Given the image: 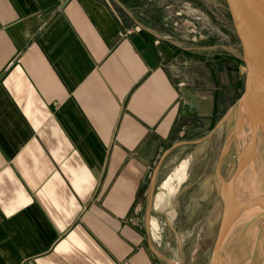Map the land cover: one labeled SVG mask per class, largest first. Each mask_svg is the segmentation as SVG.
<instances>
[{
	"label": "crops",
	"instance_id": "0c3cea01",
	"mask_svg": "<svg viewBox=\"0 0 264 264\" xmlns=\"http://www.w3.org/2000/svg\"><path fill=\"white\" fill-rule=\"evenodd\" d=\"M133 6L0 0V264H199L136 207L215 98L176 80L201 66L164 14Z\"/></svg>",
	"mask_w": 264,
	"mask_h": 264
},
{
	"label": "rangeland",
	"instance_id": "374dc122",
	"mask_svg": "<svg viewBox=\"0 0 264 264\" xmlns=\"http://www.w3.org/2000/svg\"><path fill=\"white\" fill-rule=\"evenodd\" d=\"M131 5L141 23L144 8L150 19L156 18L154 11L157 17L164 14L158 23L165 34L189 46L185 57L190 61L194 51L192 61L201 66L198 82L195 75L191 81L186 71L184 77L175 72L176 80L184 79L186 87L194 83L201 90L208 88L215 98L214 116L203 113L207 106L201 107L199 123L188 133L193 139L185 138L163 155L160 168L161 156L155 158L151 202L137 204L138 217L160 228L170 256L210 264L226 203L225 185L233 180L248 136L239 130L247 123L238 105L245 82L240 44L224 0H131ZM228 29L232 37L224 39L221 34ZM239 182L241 199L234 200L237 205L223 241L221 263L264 264V134L260 130Z\"/></svg>",
	"mask_w": 264,
	"mask_h": 264
},
{
	"label": "water",
	"instance_id": "95a60500",
	"mask_svg": "<svg viewBox=\"0 0 264 264\" xmlns=\"http://www.w3.org/2000/svg\"><path fill=\"white\" fill-rule=\"evenodd\" d=\"M240 44L241 59L245 66L244 90L238 105L252 122V139L258 131L264 134V114L258 109L264 106V0H224ZM243 152L240 155L230 186L237 185L245 166ZM231 189V190H232ZM225 203L223 216L217 231L214 252L210 264L223 261L222 247L232 214V200Z\"/></svg>",
	"mask_w": 264,
	"mask_h": 264
},
{
	"label": "bare ground",
	"instance_id": "6f19581e",
	"mask_svg": "<svg viewBox=\"0 0 264 264\" xmlns=\"http://www.w3.org/2000/svg\"><path fill=\"white\" fill-rule=\"evenodd\" d=\"M262 114H264V106H260L259 107V109H258ZM248 117V116H247ZM245 118V117H244ZM247 119V118H246ZM245 119V121H247V123L246 124H244V127L243 128H241V126H239V130H243V132H244V136L246 137L247 136V134H248V136H247V139H246V141L247 142H245V147H244V149L245 150H243L242 152H243V158L245 159V163L246 162H248V157L251 155V153H252V151H253V147H254V144H253V139H252V135H253V133H251V129H252V122L250 121V119H247L246 120ZM245 123V122H244ZM252 134V135H251ZM244 137V138H245ZM229 182V181H228ZM241 183L240 182H238L237 183V185H234V190L232 189L233 188V186H230V184H226L225 186H226V193H225V198H226V200L228 199V198H230L229 200H232V204L231 205H237V203H235V199L237 200V196L239 197L238 199L240 200L241 199V196H240V189H241V185H240ZM232 189V190H231ZM244 189V188H243ZM237 190V191H236ZM243 195L244 196H246L247 194L245 193V192H243ZM238 200V202H240ZM235 203V204H234ZM233 206H232V209H233ZM223 262V261H222ZM221 263V262H220ZM219 263V264H220ZM222 264V263H221Z\"/></svg>",
	"mask_w": 264,
	"mask_h": 264
}]
</instances>
